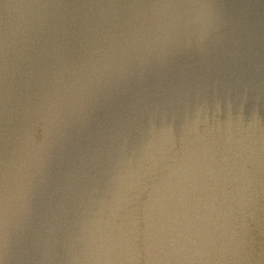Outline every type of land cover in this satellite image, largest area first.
Masks as SVG:
<instances>
[{
    "label": "water",
    "instance_id": "obj_1",
    "mask_svg": "<svg viewBox=\"0 0 264 264\" xmlns=\"http://www.w3.org/2000/svg\"><path fill=\"white\" fill-rule=\"evenodd\" d=\"M0 264H264V0H0Z\"/></svg>",
    "mask_w": 264,
    "mask_h": 264
}]
</instances>
